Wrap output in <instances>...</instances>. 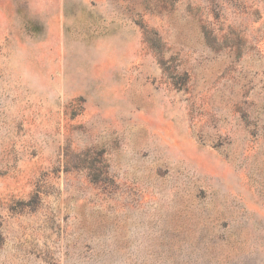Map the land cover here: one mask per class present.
Returning a JSON list of instances; mask_svg holds the SVG:
<instances>
[{"label":"rangeland","instance_id":"1","mask_svg":"<svg viewBox=\"0 0 264 264\" xmlns=\"http://www.w3.org/2000/svg\"><path fill=\"white\" fill-rule=\"evenodd\" d=\"M0 264H264V0H0Z\"/></svg>","mask_w":264,"mask_h":264}]
</instances>
